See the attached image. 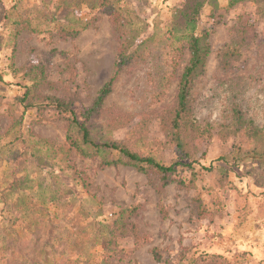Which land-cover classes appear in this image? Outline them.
<instances>
[{
  "label": "rangeland",
  "instance_id": "rangeland-1",
  "mask_svg": "<svg viewBox=\"0 0 264 264\" xmlns=\"http://www.w3.org/2000/svg\"><path fill=\"white\" fill-rule=\"evenodd\" d=\"M185 4L119 0V38L86 0H0V264H264V142L233 118L239 104L264 125V0H212L201 11L196 34L209 55L179 155L169 123L189 53L181 47L166 76L159 58L176 47L180 35L168 31L181 33ZM122 41L134 55L116 71ZM111 79L87 126L99 141L178 162L164 187L148 169H101L78 156L65 141L66 116L45 100L79 115Z\"/></svg>",
  "mask_w": 264,
  "mask_h": 264
},
{
  "label": "trees",
  "instance_id": "trees-1",
  "mask_svg": "<svg viewBox=\"0 0 264 264\" xmlns=\"http://www.w3.org/2000/svg\"><path fill=\"white\" fill-rule=\"evenodd\" d=\"M90 5L91 9H97L108 15L112 26L115 30V33H121L119 38H123L124 33L121 32V28H125V23L122 20L121 8L118 6L119 0H86ZM212 0H186V4L183 8L178 10L179 17L183 21V28L181 33H177L172 30L168 31L169 38L172 40L176 34L180 35L179 39L175 42L176 47L167 45L164 46L163 50L167 49L168 52L162 57L160 56L159 62H161V67L163 68L162 74L165 76L168 74L169 64L172 66L175 58L178 54L181 53V47L187 49L189 53V59L186 66L183 68L181 75L178 78L177 92L175 96V106L172 111V117L169 127V135L171 142L174 144L175 151L179 155H184L183 152V130L189 124V95L195 84L197 77L201 74L206 59L209 55V49L207 45L201 42L199 36H197V20L201 14V11L211 5ZM228 5L233 7L238 3L244 1H258V0H227ZM123 22V23H122ZM88 25L87 22L82 23L83 30ZM75 33V32H74ZM240 35L245 36L244 30L241 31ZM240 38V40H239ZM236 37L235 45L241 47L244 45L245 37ZM126 42L122 41L120 43V50L117 54V60L115 63V70H119L123 65H127L129 60L133 57V53L129 56H126L124 53V47ZM37 78V76H35ZM165 78V77H164ZM113 79L105 83L102 88L98 91L92 104L82 110L79 115H76L75 111L71 109V104L66 103L60 99L46 98L48 101V106L54 108L55 111L59 112L60 115L66 116L67 121V130L65 134V141L68 148L74 151L81 158H87L90 160H96L99 168L113 167L117 165L131 166L134 169L139 171H145L146 169L152 171L157 175L162 176L161 187L167 185L170 180L168 175L175 171V167L179 164L178 162H172L169 165L161 164L157 162L150 156L140 155L137 152L132 151L128 147L121 145L119 143H111L107 141H99L95 136L90 132L87 124L92 117L98 114V111L101 108V105L107 95L110 93V86ZM37 85V83H35ZM223 85L220 83L214 89H218L219 86ZM28 90L22 95L20 103L24 104V108H31L33 104L28 99ZM234 102V101H233ZM42 108V107H40ZM243 109L239 104H235L233 108V118L237 124L244 125L248 133H252L253 136H259L260 139H263L264 142V125H257L253 121H247L245 119ZM244 119V120H243ZM15 146V141H12L7 144V151L10 152ZM263 154L260 157L258 164L260 171L264 173V145L262 147ZM116 152L119 155L120 159L117 160H107L104 157V153ZM262 218L264 219V209L262 210ZM264 225V223H263ZM51 235L48 234V238ZM0 237L4 240V235L0 231ZM37 238V237H36ZM40 238V239H39ZM39 241L41 237L38 236ZM6 241V240H4ZM19 261H15V264H20L21 258H18ZM105 262L109 260L106 257Z\"/></svg>",
  "mask_w": 264,
  "mask_h": 264
}]
</instances>
